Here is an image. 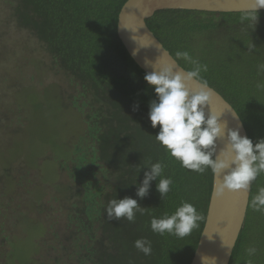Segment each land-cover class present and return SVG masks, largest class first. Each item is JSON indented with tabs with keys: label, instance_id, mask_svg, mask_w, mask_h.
<instances>
[{
	"label": "trees",
	"instance_id": "16d2710c",
	"mask_svg": "<svg viewBox=\"0 0 264 264\" xmlns=\"http://www.w3.org/2000/svg\"><path fill=\"white\" fill-rule=\"evenodd\" d=\"M126 1H10L16 26L42 42L56 63L81 82L91 96L89 105L96 106L88 125L90 143L78 147L74 165L66 168L74 180L68 198L78 199L72 205L79 204L72 213L68 209L64 229L50 226L40 247L45 258L38 264H190L202 232L213 174L210 169L200 174L182 167L156 141L159 125L153 129L148 119L154 86L146 83V73L117 35V16ZM245 13L165 9L156 11L146 24L186 71L192 65L177 58V51H187L207 65L202 78L233 107L255 143L264 138V72L258 71L264 64V10L258 11L256 23L242 19ZM134 104L139 105L136 111ZM156 162L164 166L162 176L150 182L148 195L140 199L136 189L146 166ZM160 178L173 181L162 198L156 189ZM260 187L264 173L251 184L229 264H264V212L251 207ZM124 197L137 199L144 208L134 222L106 215L108 202ZM182 202L193 204L204 217L199 226L183 238L154 233L152 218L173 214ZM141 238L151 241L150 255L135 248ZM249 246L257 248L255 256H248Z\"/></svg>",
	"mask_w": 264,
	"mask_h": 264
},
{
	"label": "rangeland",
	"instance_id": "374dc122",
	"mask_svg": "<svg viewBox=\"0 0 264 264\" xmlns=\"http://www.w3.org/2000/svg\"><path fill=\"white\" fill-rule=\"evenodd\" d=\"M10 1L0 0V264H38L50 226L64 229L79 204L68 198L74 180L66 168L90 143L96 106L45 45L16 26Z\"/></svg>",
	"mask_w": 264,
	"mask_h": 264
},
{
	"label": "clouds",
	"instance_id": "9594fccd",
	"mask_svg": "<svg viewBox=\"0 0 264 264\" xmlns=\"http://www.w3.org/2000/svg\"><path fill=\"white\" fill-rule=\"evenodd\" d=\"M261 8H264V0H250V7L241 18L256 23ZM175 56L191 64V70L182 71L167 59L158 58L150 65L152 71L144 75L146 83L154 86L155 99L149 103L148 119L153 129L159 125L156 141L182 167L200 174L210 169L215 177L213 195L216 198H221L225 191L247 193L252 182L264 173V138L253 143L250 138L240 135L239 130H229L225 146L217 151L216 141L222 135V128L218 114L211 110L206 114L205 111L211 92L201 72L207 71V65L199 64L187 51H177ZM258 71L264 72V64L258 66ZM138 108V104L133 105V111ZM146 167L148 170L136 189L140 199L148 195L150 182L157 181L164 168L160 162ZM172 183L171 178L159 179L156 189L161 198L170 191ZM251 207L254 211L264 212V187L253 196ZM143 209L137 199L124 197L110 200L106 215L110 220L124 218L134 222L136 213H142ZM203 219L193 204L182 202L173 214L152 218L150 228L160 235L168 233L183 238L190 235ZM134 246L144 255L152 252L151 241L145 238L137 239ZM257 251L255 246L246 249L249 257L255 256Z\"/></svg>",
	"mask_w": 264,
	"mask_h": 264
},
{
	"label": "water",
	"instance_id": "95a60500",
	"mask_svg": "<svg viewBox=\"0 0 264 264\" xmlns=\"http://www.w3.org/2000/svg\"><path fill=\"white\" fill-rule=\"evenodd\" d=\"M250 0H127L117 16V35L127 53L144 72L152 71L158 58L167 59L186 71L150 31L146 20L158 10L182 9L213 13L247 12ZM264 8L258 11H263ZM146 61L148 63H146ZM209 110L219 116L222 135L217 139V151L227 142L229 130H239L247 136L245 127L233 107L212 87ZM215 177L205 222L190 264H229L245 220L251 186L247 193L225 191L221 198L213 195Z\"/></svg>",
	"mask_w": 264,
	"mask_h": 264
}]
</instances>
